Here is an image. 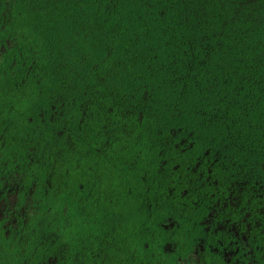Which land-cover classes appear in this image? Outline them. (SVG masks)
<instances>
[{
  "label": "trees",
  "instance_id": "trees-1",
  "mask_svg": "<svg viewBox=\"0 0 264 264\" xmlns=\"http://www.w3.org/2000/svg\"><path fill=\"white\" fill-rule=\"evenodd\" d=\"M10 188L0 264H178L225 209L264 247V0H0Z\"/></svg>",
  "mask_w": 264,
  "mask_h": 264
},
{
  "label": "flooded vegetation",
  "instance_id": "flooded-vegetation-1",
  "mask_svg": "<svg viewBox=\"0 0 264 264\" xmlns=\"http://www.w3.org/2000/svg\"><path fill=\"white\" fill-rule=\"evenodd\" d=\"M17 194L18 191L10 188L6 198L0 195V220L15 215ZM230 214L226 209L213 210L203 217L201 225L196 227L192 250L186 257H179L178 264H264V247L254 248L249 242L246 215L243 214L240 221H232ZM16 222L13 219L7 225ZM167 224L164 225L166 231L175 229L171 220ZM171 247L172 244L165 245V249Z\"/></svg>",
  "mask_w": 264,
  "mask_h": 264
}]
</instances>
